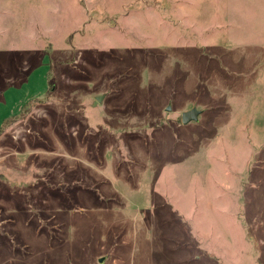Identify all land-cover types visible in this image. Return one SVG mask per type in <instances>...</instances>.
I'll return each instance as SVG.
<instances>
[{
	"label": "rangeland",
	"instance_id": "rangeland-1",
	"mask_svg": "<svg viewBox=\"0 0 264 264\" xmlns=\"http://www.w3.org/2000/svg\"><path fill=\"white\" fill-rule=\"evenodd\" d=\"M0 264H264V0H0Z\"/></svg>",
	"mask_w": 264,
	"mask_h": 264
},
{
	"label": "water",
	"instance_id": "water-1",
	"mask_svg": "<svg viewBox=\"0 0 264 264\" xmlns=\"http://www.w3.org/2000/svg\"><path fill=\"white\" fill-rule=\"evenodd\" d=\"M101 97L102 96H98L97 100L100 101L101 100ZM170 109L171 108L169 106L168 107V110H170ZM199 114H200V110L197 109V108H192V109H190L188 111H185L182 114V122L186 124V123H188L191 120H197ZM102 261H103V258H100V262H102Z\"/></svg>",
	"mask_w": 264,
	"mask_h": 264
}]
</instances>
